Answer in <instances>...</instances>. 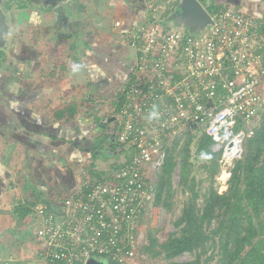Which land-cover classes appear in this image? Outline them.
Instances as JSON below:
<instances>
[{
	"label": "built area",
	"instance_id": "2783aa9c",
	"mask_svg": "<svg viewBox=\"0 0 264 264\" xmlns=\"http://www.w3.org/2000/svg\"><path fill=\"white\" fill-rule=\"evenodd\" d=\"M210 16L198 33L163 24L154 6L132 20L135 62L115 108L116 146L132 153L100 177L83 168L79 190L60 207L35 205L37 258L137 264L168 148L188 133L212 138L219 193L228 189L264 112V6L254 15L227 9Z\"/></svg>",
	"mask_w": 264,
	"mask_h": 264
},
{
	"label": "crops",
	"instance_id": "0c3cea01",
	"mask_svg": "<svg viewBox=\"0 0 264 264\" xmlns=\"http://www.w3.org/2000/svg\"><path fill=\"white\" fill-rule=\"evenodd\" d=\"M208 3L251 13L264 6V0ZM38 4L13 11L11 41L0 50V264H46L37 258L33 208L40 202L60 207L79 190L89 162L107 169L91 154L103 137L97 142L90 125L112 115L135 62L131 22L149 10L146 0ZM97 99L99 107L110 101L112 111L90 116Z\"/></svg>",
	"mask_w": 264,
	"mask_h": 264
},
{
	"label": "trees",
	"instance_id": "16d2710c",
	"mask_svg": "<svg viewBox=\"0 0 264 264\" xmlns=\"http://www.w3.org/2000/svg\"><path fill=\"white\" fill-rule=\"evenodd\" d=\"M146 1L149 6L147 14L154 6L158 9L163 24L177 25L173 17L180 12L179 6L183 0L176 1L171 7L167 6L169 2L162 0ZM198 1L209 14L233 9L254 15L262 9V5H258L255 9L257 12L251 13L238 5H215L208 3V0ZM23 5L26 3L20 2L19 8ZM4 57V52L0 51V59H5ZM116 98L117 95L114 99L115 108L118 104ZM115 108L112 112L114 116ZM74 114L72 112L71 117H74ZM105 118L101 117L98 122ZM116 131L113 140L108 139L111 134L102 141L99 137L100 142L97 146L94 145L91 154L96 157V154L106 153L112 146L115 148L114 151H117L119 147L116 149ZM91 133L92 137H98L97 133ZM103 140L110 143L100 151L98 149L100 145H104ZM211 145L212 138L206 133L198 132L188 133L182 141L176 140L168 148L163 168L158 176L155 213L160 208L170 207L175 169H179L180 185L185 188V193H189V197L180 216L174 222L175 230L169 233L166 239L160 240L158 236L147 231L148 243L139 248L137 261L141 255L146 254L147 257L165 258L167 261L165 264H210L214 258H217L216 264H264V112L254 134L245 141L242 158L235 162L228 190L219 193L215 186L211 185L201 208L198 203L199 181L193 175L194 161L198 158L203 162L202 168L209 173L210 181L214 183L220 167L217 161L218 154L212 152ZM89 173L91 177H100L105 171H96L94 167ZM185 253H195L196 256L188 263L176 261V258Z\"/></svg>",
	"mask_w": 264,
	"mask_h": 264
},
{
	"label": "rangeland",
	"instance_id": "374dc122",
	"mask_svg": "<svg viewBox=\"0 0 264 264\" xmlns=\"http://www.w3.org/2000/svg\"><path fill=\"white\" fill-rule=\"evenodd\" d=\"M60 1H64V0H57L53 5H57ZM176 1H178V0H162V2H166V3L169 2L167 4V6H170V7L173 4H175ZM20 2L26 3L29 6L35 5V3H37V1H35V0H31V1L30 0H1L0 6H1V10L5 16V20L8 24V27H9L8 32L9 33H10V31L13 30L12 17L11 16L13 14V11H15L19 7ZM38 3H40V2H38ZM38 5H42V3L38 4ZM10 39H11L10 34H7L6 41L4 42V44L0 45V50L7 49L9 47V44L11 41ZM0 62H1V59H0ZM128 63H129V57L124 58V60L122 61V65L124 66V68H122V69L127 68ZM122 69H119V72L117 74V80L118 81L116 82V85H118L122 81V79L119 76V74L124 72ZM118 77H119V79H118ZM98 100L99 99H97L96 102ZM99 102H97L96 104L93 103L94 107H93V109L90 110V112L93 115H96V113H100V115L108 114L112 111V107H110V105H111L110 101H105V102L102 101L100 104L101 105L100 107H99ZM116 124H117L116 120L112 121V122H108L106 128H104L100 124L97 125V124L93 123L92 125H90V129H89L90 134H93L91 132L100 133L102 135L104 133L106 135L110 134L112 131V128L114 126H116ZM95 125H97V126L95 127ZM109 143L110 142L103 140L104 146H108ZM131 153H132V148L130 145H127V148L121 149L116 154H112L110 156H107L106 153H98V154H96L95 159H97V161L102 160V161L106 162L108 164L107 169H109L113 165L119 164L122 161H124L125 158H127ZM194 164L195 165H194V169H193V175L196 177L197 181H199L198 203H199L200 207L202 208L205 194L208 192L209 188L212 187L211 185H214L218 192L221 190V187L219 188V184L217 183L216 178L214 179V183L212 181H210V175L208 172H206L202 168L203 162L200 159L195 158ZM95 165L96 164L89 162V164H87L85 169L91 170L92 168L95 167ZM99 166L103 167V165H99ZM96 167H97V165H96ZM105 167H106V165H104V168ZM102 170H103V168L100 169V171H102ZM96 171H98V170L96 169ZM87 174L91 175V173H89V172H87ZM179 180H180L179 169H175L174 174H173V178H172V182H173L172 184L173 185H172V192H171L172 198L169 201L170 207H165V209L160 208L159 210H157V213H154V215L148 219L147 225L145 226L148 233H151L152 235L158 236V238L160 240L166 239L168 234L172 233L175 230L174 222L180 216L183 205L189 197V193H185L186 192L185 188H183L180 185ZM210 252H212V250ZM210 252H209V254H210ZM195 256H196L195 253H191V254L185 253V254L181 255L180 257L176 258V261L188 263V262L192 261L195 258ZM216 262H217V258H214V260H212L210 262V264H216ZM45 263L48 264V262H45ZM165 263H167V261L163 257H151V256L147 257L146 254L141 255V258H139V260L137 261V264H165Z\"/></svg>",
	"mask_w": 264,
	"mask_h": 264
},
{
	"label": "water",
	"instance_id": "95a60500",
	"mask_svg": "<svg viewBox=\"0 0 264 264\" xmlns=\"http://www.w3.org/2000/svg\"><path fill=\"white\" fill-rule=\"evenodd\" d=\"M37 2L52 5L57 0H35ZM1 5V0H0ZM180 12L176 14L173 18L175 19V23L178 26H184L192 30L194 33L200 32L205 26L212 23V19L207 10L203 7V5L198 0H183V3L179 6ZM7 23L5 20V16L1 10L0 6V45L4 44L5 36L7 34ZM114 119V118H113ZM112 120V119H110ZM241 145V144H239ZM105 148L104 145H100V151H103ZM121 149L118 148L117 151L114 152L116 154ZM106 155H111L110 153H106ZM85 264H108L104 260L96 258L94 256L89 257Z\"/></svg>",
	"mask_w": 264,
	"mask_h": 264
},
{
	"label": "flooded vegetation",
	"instance_id": "af4514ba",
	"mask_svg": "<svg viewBox=\"0 0 264 264\" xmlns=\"http://www.w3.org/2000/svg\"><path fill=\"white\" fill-rule=\"evenodd\" d=\"M114 118V119H113ZM110 119H112V120H110ZM103 121V122H102ZM102 121H100L99 123H100V125H104V123H105V126H103L104 128H106V126H107V123L108 122H112V121H115V116L114 115H111V116H109V117H106L105 119H103ZM117 128H118V124H116V126H114L113 128H112V131H111V136H110V134H107V135H109L110 136V138L108 137V139H114V136H115V131L117 130ZM98 134V137H103V138H105L107 135L104 133L103 135L102 134H100V133H97ZM102 138V139H103ZM114 146H112V148H109V149H107V152L106 153H110L111 155L112 154H114V149L115 148H113ZM118 147H116V149H117Z\"/></svg>",
	"mask_w": 264,
	"mask_h": 264
}]
</instances>
